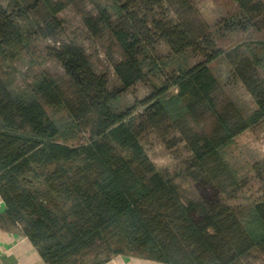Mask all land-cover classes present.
Returning <instances> with one entry per match:
<instances>
[{
    "label": "trees",
    "instance_id": "1",
    "mask_svg": "<svg viewBox=\"0 0 264 264\" xmlns=\"http://www.w3.org/2000/svg\"><path fill=\"white\" fill-rule=\"evenodd\" d=\"M228 5L212 27L191 0L0 7V228L45 264H264V157L242 175L228 159L264 120V2ZM39 10L24 33L15 19ZM186 55L202 62L172 65ZM219 60L249 106L209 68ZM149 135L170 167L149 159Z\"/></svg>",
    "mask_w": 264,
    "mask_h": 264
},
{
    "label": "rangeland",
    "instance_id": "2",
    "mask_svg": "<svg viewBox=\"0 0 264 264\" xmlns=\"http://www.w3.org/2000/svg\"><path fill=\"white\" fill-rule=\"evenodd\" d=\"M194 6L198 9L199 15L206 22L209 27L215 25L223 15L227 12L233 11V6L230 7L229 0H191ZM264 2V0H262ZM32 2V0H0V7L3 10L18 12L19 10L25 9L27 4ZM42 10L36 11L33 14H24L15 19L20 29L24 32H30L36 29L40 24L42 18H44ZM62 20L68 24H75L76 19L69 12H65L61 15ZM264 35H262V38ZM253 33H248L247 35H233L226 37L225 41L221 45L224 49L233 46L239 42H243L247 39H255ZM44 41V44H47ZM164 51V50H161ZM202 62L200 57H194L193 55H186L181 57L175 62L173 66H181L183 68L191 63ZM209 68L213 74L218 78V80L224 85L226 93L231 97L242 98L248 106L250 105L249 100L243 95V91L240 86L229 79V73L232 69L230 64L225 60H219L211 65ZM130 96L137 99H142L146 95L145 91L140 87L136 86L129 90ZM128 100L130 98L128 97ZM145 150L148 154L151 162L159 169L170 167L172 165L171 156L168 152L164 150V147L153 135L147 136L143 141ZM264 157V120L257 126L245 131L239 137H237L231 148L229 149L228 159L231 163L236 164L235 166L240 171V175L244 174L245 165L252 162L254 159H260ZM241 169V170H240ZM128 257V256H119ZM117 258V257H116Z\"/></svg>",
    "mask_w": 264,
    "mask_h": 264
},
{
    "label": "crops",
    "instance_id": "3",
    "mask_svg": "<svg viewBox=\"0 0 264 264\" xmlns=\"http://www.w3.org/2000/svg\"><path fill=\"white\" fill-rule=\"evenodd\" d=\"M4 207L0 199V214ZM0 264H45L19 229L0 228ZM107 264H160L131 257H117Z\"/></svg>",
    "mask_w": 264,
    "mask_h": 264
}]
</instances>
